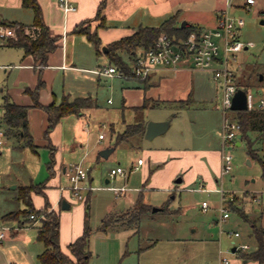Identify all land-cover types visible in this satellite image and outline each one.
<instances>
[{
  "label": "rangeland",
  "instance_id": "1",
  "mask_svg": "<svg viewBox=\"0 0 264 264\" xmlns=\"http://www.w3.org/2000/svg\"><path fill=\"white\" fill-rule=\"evenodd\" d=\"M216 1L194 0L189 2V5L184 7L182 21L197 24L199 28L211 26ZM230 13L244 20L239 40L245 44L250 43L247 49L236 54V80L251 88L257 102L260 98H264V0H257L256 4L247 10L238 8L231 10ZM17 17L21 18H17L18 20L30 18L27 21L30 22L31 10H19ZM4 47H0V65L12 62L11 59L15 56L13 51L18 50ZM103 63L102 60L101 64ZM105 65L107 66L108 63L106 62ZM68 72L67 70L55 72L51 90L57 95V103L61 101L62 96L64 84L62 76L64 73L67 75ZM70 73L71 78L66 79L68 80L66 85L71 88L80 89L78 86L80 79L82 80L84 76H91L83 72ZM13 76L14 70L10 74H4L3 69L0 68V88L2 86L5 89L10 88ZM260 76H263V80H260ZM113 79L102 77L96 89L90 87V94L96 106L91 109L88 124H85L86 145L79 150L75 158L70 156L67 146L61 147L65 150L63 153L65 163L79 161L78 165L91 169L90 175L94 178L91 181V192H88V189L82 190V200L75 198L77 201L69 210L62 208L57 210L60 214L63 238H67L76 226L81 225L82 229L84 228L86 213L88 225L92 231L88 245L91 253L89 264H220L223 257L235 259L231 254L232 241L236 244L246 243L253 246L255 240L250 237V225L236 213L229 211L224 205V200H228L233 195L243 203L247 213L252 212L259 215L264 207V180L260 178L259 165L248 156L245 140L237 137L232 143L223 145L221 140L222 112L220 108L216 110L214 107L215 104L220 105V93L216 90L214 81L207 83L211 99L207 101L201 99L196 102L189 112L186 110L178 115L171 122L169 129L153 140L154 144L169 141L172 146L187 145L189 142L187 132L190 131L186 129V122L189 123L192 120L195 123L191 137L194 142H197L200 147L215 149L232 156V169L228 173L221 174V162L219 175L211 174V182L214 183V186H211L210 180L208 178L202 180L201 175L192 179V175L198 171L195 167L186 173L181 171V175L178 176H183L184 181L179 184L174 182L169 184L165 180L171 167L166 168L152 179L148 178V175L145 178L144 167H132L134 163H137L138 158H144L143 148H132L125 144L118 145L108 159L101 158L98 162L95 161L97 150L114 141L109 123L117 122L115 124L117 129L121 126L117 117L121 101L120 90L129 83L121 80L114 82L116 78ZM129 82L136 83V81ZM109 83L112 84L111 88H109ZM108 100H110L109 103ZM1 104L0 101V106ZM174 109L175 107L168 106L149 109L145 111L144 117L148 122L154 118H170L176 111ZM212 116L213 119H211ZM67 121L62 122V137L68 136ZM40 126L38 122V130ZM180 130L184 132V138H178ZM43 132L44 129L40 130L37 142L35 141L39 145L36 153L27 147H21L13 138L0 146V214L16 209L17 205L22 206V203L16 200L17 189L12 188L16 184L41 183L46 180H51L52 184L54 175L59 174L60 186L70 187L67 178L58 168H56V173L49 178L47 163L50 156L49 149L43 147L46 144ZM100 134L105 135L104 140L99 139ZM257 137V133L250 134L253 147L264 156V137L260 141H255ZM142 141L144 145L150 143L146 140ZM117 167L124 170L126 177L110 176L111 168ZM106 180H109V183H106ZM121 189L123 191H119ZM244 191L247 193L245 194ZM251 194L260 195L261 201L251 202ZM139 195L142 196L144 203L153 208L169 200V209H178L179 213L175 215L160 211L154 215L144 216L139 222L137 232L136 229H126L119 225L106 232L98 230L106 214L126 211L133 206ZM87 196L89 198L88 209L85 208ZM203 202L207 205L205 209L202 207ZM34 204L35 208L39 209L44 204V198L35 194ZM222 207L227 209L229 215V218L223 221L221 220ZM9 217L5 220H11ZM252 217L255 218V215ZM256 221L260 223L261 220L259 218ZM18 224L20 226V223ZM2 227L6 232L12 230L8 225ZM25 229L36 232V229L30 226ZM234 232H238L240 236L230 237L229 233ZM35 243V252L37 248L43 250L40 243ZM6 245L3 239L0 242V264H9L7 261L9 254L1 249ZM19 246L21 248L10 250V253L16 255L18 260H20L19 256H22V244ZM63 247L66 245L64 244ZM27 258L22 260L24 264H27V261L31 262V259ZM13 262L22 264L14 260ZM35 264H38L36 259Z\"/></svg>",
  "mask_w": 264,
  "mask_h": 264
},
{
  "label": "crops",
  "instance_id": "2",
  "mask_svg": "<svg viewBox=\"0 0 264 264\" xmlns=\"http://www.w3.org/2000/svg\"><path fill=\"white\" fill-rule=\"evenodd\" d=\"M37 1L42 9L45 24L49 27L51 34L55 37H58V46L54 52H51L48 55L47 66L42 70L41 79L44 83V86L39 91L38 97V101L41 105L47 106L53 101V99H55L56 101L57 95L54 91L51 90V86L56 74L55 72L58 70L69 71L67 75L64 73L62 76L64 84L61 99L63 96L68 97V99L70 100L76 97H92L90 94V87L91 89H96L97 86H99L98 84L101 82L102 77L110 79L116 78L117 80L115 79L114 82L121 80L129 83L128 85H124L123 87H121L120 90L121 101L120 108H118L119 114L117 117L121 123V126L119 129H117V126L115 125L117 122L109 123L110 131L114 135V141L113 143L109 145L106 144L105 146L97 150V157H95L96 162H98L101 158L108 159L111 156V154L118 146L115 145L116 135L118 133H122L125 130L126 125L142 122L145 123L146 130L148 121H146L144 117L145 111L147 112L149 109L159 108L161 106H168L171 108L175 107L174 110L176 111L170 118L164 117L152 119L153 122L169 121L170 126L173 119H175L178 115L182 114L186 110L189 112L196 102H199L201 99H206V101L207 99H211V94L209 95V87L207 84L212 80L210 73L208 71L193 69L188 63H180L176 68L158 67L144 81L131 79L126 80L125 78H117L116 76L108 77L99 75L95 72V70L97 69L110 65L106 54L108 52V46L112 42L131 35L139 26H158L168 17L176 13H178V22L181 25V23L183 22L182 14L184 13V7H187V5H189V2H192L194 0H105V6L101 12V16L103 17L102 21L101 19L96 18L98 6L102 0H72L73 4L76 7V11L70 13H64L61 9H59V7L57 6V0ZM227 1L228 0L216 1V8L214 9L215 15L219 9L226 7ZM22 9L28 8L22 7L21 0H0V25L1 23L8 22H20L25 25H30L33 19L32 11L30 22H27L30 18H27L25 20H18L21 19L17 17L18 11ZM215 15L213 17L211 26L208 27L214 26ZM87 20L89 22L86 25L90 27L91 32H95L97 34L101 42L99 53L96 52L94 44L90 40H88L85 35L72 32L73 28L76 25ZM101 22H103L104 26L101 25ZM186 22L197 26V24H193L192 22ZM3 42V40H0V47L5 46ZM4 48H9L10 50H18L13 51L15 56L11 59L12 62H9V64L0 65V68L3 69L4 74H10L14 70L12 86L7 89H5L3 86L0 88V101L2 103L0 106L1 112L5 96L8 97L10 101L18 105L31 106L32 99L24 91L27 88L33 90L38 82V68L35 66L33 58L31 56H24V51L21 48L8 46H5ZM102 60L104 62L103 64H101ZM106 62L108 63L107 66L105 65ZM70 72H83L88 73L91 76H84L82 80L80 79L78 84L80 89H78L77 87L71 88L70 86L66 85L68 81L66 79L71 78ZM129 81H136V83L131 84V82ZM111 87L112 84L109 83V88ZM216 90L218 91L217 86ZM189 98L190 102H188L186 106L180 108L179 102L186 101ZM109 102L110 100H108V103ZM94 106H96L95 103L91 108L83 110L78 115H69L62 118L59 124L51 133V143L55 146L56 149L53 174L56 173V168H58L59 170H61V173L64 174V176L67 178L68 183V173L75 165L79 164V161H70L68 163H65V156L63 154L65 150H62L61 147H63V145L67 146L68 153L70 154V156H74V158L76 157V155H78L79 150L86 145L87 138L85 132V124H88V119L91 115L90 112L91 109L94 108ZM214 107L215 109L220 108L219 106H217V104H215ZM39 109L40 108L31 107L27 114L28 130L35 145H37L35 141L37 140L40 130H45L47 124L45 112L42 109ZM213 118L214 117L212 116L211 119ZM215 119L217 120V118ZM63 120H68L66 122L68 124L67 137H62ZM38 122L41 124L39 130L37 128ZM169 126L167 130L169 129ZM186 126V129H189L190 132H187L189 142L184 146H172L171 144H169V141H161L154 144L153 140L157 136L151 140H147L144 136L145 131L143 134L135 135L131 137L127 142L121 143L132 148H143L144 158H142V164L139 165L138 163H134L132 167H144L146 174L145 178L148 175V178L151 179L160 172H163L166 168L171 167L165 179L169 184H171L172 182H174L175 184L182 183L184 181L183 176H178L181 175V171L183 170L184 173H186L188 171H191L195 167V169L198 171L192 175V179H195L197 178V176L201 175L202 180H204V178H208L211 182V174L219 175V173L221 172L220 167L222 162V152L215 149L200 147L197 142H194L191 139L193 126H195V123L191 120V122L189 123L186 122ZM178 135L180 136L178 138H184L185 136L182 130H180ZM11 138L16 139L18 141V144L21 145L22 141L20 139L14 137ZM9 139L10 138L5 137L4 142L6 143V141H8ZM99 139L104 140L105 135L103 138ZM142 140H146L147 142L149 141L150 143L144 145L142 143ZM37 147H39V145H37ZM43 147H47V142ZM108 149L112 150L108 153L107 158L102 157L100 155V152ZM32 152L36 153L37 150L36 152ZM90 162H92V160ZM112 169L115 168H111V170ZM90 171L91 169H88L87 185L90 187V189H88V192H91V181L94 179L93 177H91ZM58 175L59 174H56V176L54 175L52 184L50 182L51 180L47 181L46 188L44 189V192L50 204V209L55 211L61 208L63 201H66L69 204V209L71 208L72 204L77 201L73 197L68 186H60V178ZM110 176L112 175L110 174ZM115 176L117 175H114L112 177ZM121 176L126 177V173ZM178 179H181V182H176ZM106 183H109V180H106ZM29 184H16L12 188L17 189V187L19 186ZM210 184L211 186H214L213 182H211ZM34 195L35 193H32L31 198L33 206L35 208ZM173 197L174 196H172V198ZM16 200L22 203L21 207L17 205L16 209L9 210L3 214H0V227L8 225V227L12 228L11 231L7 232V236L5 237V242L7 244L6 247H2L1 249L5 250V252L9 254V257L7 259L9 264H15L13 260L18 263L24 264L22 260L26 259L27 257V259H31V262L27 261V264H35V259L37 261V255L42 252L40 248H37L35 252V242L40 243L36 239L37 230L36 232H33L28 231L29 229L25 228L27 226H30L35 230L38 222L32 223L30 221H26L23 224V219L21 217L20 219L22 224L19 226L17 220L1 219V217L4 215L23 211L26 209V206L21 200H18V198ZM164 203L159 204V206H157L156 208H160ZM43 205L39 209H41ZM35 209L38 210L37 208ZM263 209L264 207L260 210L259 215L248 212L251 219L258 220L260 218L261 221L259 225H261L262 227H264ZM252 215H255V218L252 217ZM61 229L62 228H60V245L61 248L66 251L67 245L73 242L77 237H79L82 234L83 229L81 225L76 226V228L73 229V231L67 238H63ZM250 237L253 236L250 235ZM231 243L233 245L236 242L232 241ZM21 244L22 256H19L20 260H18L16 255L10 253V250L13 248H21V246H19ZM64 244L66 245V247H63ZM233 256L235 257V259L231 260L232 264H254L246 259L239 258L236 254Z\"/></svg>",
  "mask_w": 264,
  "mask_h": 264
},
{
  "label": "trees",
  "instance_id": "3",
  "mask_svg": "<svg viewBox=\"0 0 264 264\" xmlns=\"http://www.w3.org/2000/svg\"><path fill=\"white\" fill-rule=\"evenodd\" d=\"M21 5L28 8L33 13L32 23L25 25L20 22L1 23L2 26L12 28L14 36L6 37L3 44L8 47L21 48L24 51V56H31L38 68V82L33 90L25 89L32 99L31 106L18 105L4 97L2 105V115L0 116V125L4 128L6 138H18L22 141L21 147H28L36 152L37 145L34 144L32 136L28 130L27 114L29 109L40 108L46 114V128L43 132V137L47 142L50 159L47 163L49 178L53 176V167L55 164V146L51 143V133L59 124L62 118L69 115H78L83 110L91 108L94 104L92 97H76L68 99L63 96L61 101L57 103L55 99L47 105L43 106L39 103V91L43 88L44 83L41 79L42 70L47 66L48 55L54 52L57 48L58 37L51 34L49 27L43 19V12L37 0H21ZM105 6V0H102L98 6L96 18L103 20L101 12ZM89 21H83L76 25L72 32L82 34L90 40L99 53L101 42L95 32H91L90 27L86 24ZM101 25L104 26L103 22ZM201 28L187 23L185 27H181L178 22V13L168 17L158 26H139L134 32L126 37L112 42L108 46L107 57L109 64L115 66L121 73L124 74L126 80H142L133 74V69L136 65V58L139 52H144L150 49L156 39L161 34H166L176 41L187 38L193 32H199ZM238 87L247 89L248 85H242L238 82ZM190 98L186 101H180V108L187 105ZM239 123V139L245 140L247 143L248 156L257 162L260 167V178L264 180V156L260 155L259 150L253 147V141L250 139L251 133H257L258 137L255 141H260L264 137V108L256 110L233 111ZM145 131V123L139 122L136 124H128L122 133H118L115 139V145H120L127 142L131 137L143 134ZM47 180L41 183H30L29 185L17 187L18 200H21L26 209L19 212L9 213L1 217L5 220L8 216L11 220H17L20 225L21 217L23 224L26 221L37 223L36 239L42 244L43 250L37 255L38 264H89L91 253L89 251V239L91 229L88 225L87 216L85 213L84 228L82 234L73 242L67 245V250L64 251L60 246V216L55 210L50 209V204L44 192ZM39 194L44 198V205L41 209L36 210L32 203L31 194ZM245 194L247 191L244 192ZM88 196L85 199V208L88 209ZM224 205L231 212L236 213L244 222L248 223L251 228L257 249L250 253L237 252L239 258L246 260L264 261V227L259 225L255 219H251L243 205V203L235 197L234 199L224 200ZM264 210V209H263ZM262 210V211H263ZM166 212L169 214H178V209H169V200H167L159 210L153 212V207L146 204L139 195L133 206L122 212H109L101 220V225L98 228L101 232H106L109 229L119 225L126 229L139 228V222L142 217L154 215L157 212ZM30 215H34L30 219ZM25 218V219H24Z\"/></svg>",
  "mask_w": 264,
  "mask_h": 264
},
{
  "label": "built area",
  "instance_id": "4",
  "mask_svg": "<svg viewBox=\"0 0 264 264\" xmlns=\"http://www.w3.org/2000/svg\"><path fill=\"white\" fill-rule=\"evenodd\" d=\"M255 4L256 0H228L226 7L216 12L213 27L201 28L199 32H193L187 38L179 41L166 34L159 35L150 49L137 54L136 65L133 69V74L139 78H147L158 67L176 68L180 63H188L196 70L208 71L220 93L219 107L223 115V145L232 143L239 135L240 126L233 110H231L232 98L237 89H239L235 69L236 54L250 45V43L245 44L239 40L244 20L238 15L231 14L230 11L238 8L247 10ZM57 6L64 13L76 11L72 0H57ZM12 36H14L12 28L0 25V39ZM95 72L103 76L125 78L124 74L112 65L97 69ZM243 90L246 92L247 110L264 108V98H260L256 102L250 87ZM1 115L2 112L0 111ZM103 137V134L99 135V138ZM4 141V128L0 125V146ZM142 162V159L137 160L139 165ZM231 169L232 156L222 153V174L228 173ZM110 174L112 176L124 175L125 172L122 168L117 167L112 169ZM68 179L70 183L69 189L73 197L82 200V190L90 189L87 185L88 169L81 165H75L68 173ZM260 197V195L251 194L250 200L251 202L259 203L261 201ZM233 198V195H231L229 199ZM202 207L204 209L207 207L205 202L202 203ZM221 211L222 221L229 218L226 208L222 207ZM29 217L33 219L34 215ZM6 236L5 228L0 227V242ZM229 236L239 237L240 234L234 232L229 233ZM256 249V243L253 246L246 243H234L231 254L235 255L237 252L250 253ZM248 261L254 264H264V261L259 260ZM220 264H232V262L228 257H223Z\"/></svg>",
  "mask_w": 264,
  "mask_h": 264
},
{
  "label": "water",
  "instance_id": "5",
  "mask_svg": "<svg viewBox=\"0 0 264 264\" xmlns=\"http://www.w3.org/2000/svg\"><path fill=\"white\" fill-rule=\"evenodd\" d=\"M187 24L186 21H183L181 23V27H185ZM247 47H245L246 49ZM263 76H260V80H262ZM231 110L233 111H244L247 110V100H246V92L242 89L239 88L235 92L232 102H231ZM169 126V121H163V122H153L150 121L147 123L146 130H145V138L147 140H151L156 136H159L160 134H163ZM112 149H108L105 151L100 152V155L104 158H107L108 153ZM176 182H181V179H178ZM62 209L68 210L69 209V204L66 201L62 202ZM159 210V208H153V212Z\"/></svg>",
  "mask_w": 264,
  "mask_h": 264
}]
</instances>
